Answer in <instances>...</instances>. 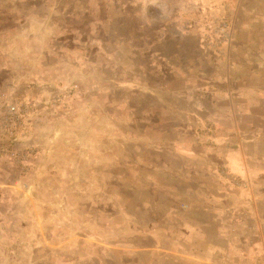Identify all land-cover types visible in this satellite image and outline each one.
<instances>
[{
    "label": "rangeland",
    "instance_id": "1",
    "mask_svg": "<svg viewBox=\"0 0 264 264\" xmlns=\"http://www.w3.org/2000/svg\"><path fill=\"white\" fill-rule=\"evenodd\" d=\"M0 264H264V0H0Z\"/></svg>",
    "mask_w": 264,
    "mask_h": 264
}]
</instances>
